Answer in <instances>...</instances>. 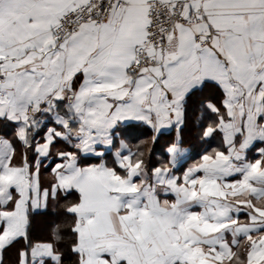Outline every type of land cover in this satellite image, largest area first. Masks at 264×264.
I'll return each mask as SVG.
<instances>
[{
    "label": "snow or ice",
    "instance_id": "snow-or-ice-1",
    "mask_svg": "<svg viewBox=\"0 0 264 264\" xmlns=\"http://www.w3.org/2000/svg\"><path fill=\"white\" fill-rule=\"evenodd\" d=\"M195 96L217 146L179 175L181 138L146 161ZM61 193L67 219L34 239ZM12 250L10 264H264V0H0V264Z\"/></svg>",
    "mask_w": 264,
    "mask_h": 264
},
{
    "label": "crops",
    "instance_id": "crops-1",
    "mask_svg": "<svg viewBox=\"0 0 264 264\" xmlns=\"http://www.w3.org/2000/svg\"><path fill=\"white\" fill-rule=\"evenodd\" d=\"M203 103V99L200 96H195L193 97L190 101H189V118L188 121L186 123V125L183 126V128L178 132L175 128V126L167 129L164 131L165 136L163 137V140H166V143H164V141L162 140L159 143V148L161 147V149L159 150L160 153L163 152L166 155H164L165 157H167V144L174 139L177 138H181L183 140L184 143V147L186 149V158L184 160H182L178 165H177V175H179L181 171H183L184 169H186L188 166H190L192 163L195 162V160L199 159V156H194L191 152L192 147H196V142L198 141V139L193 140V142L191 141V136L190 138L188 137V133L190 131H198V127H197V119L196 116L198 115V110L201 107ZM208 118V114L207 111L205 110V120ZM135 123V122H133ZM204 121H201L200 126H203ZM127 124V122H126ZM147 133H151V129L147 128V126H139L138 131L136 133L133 134V137H129L125 140V143L132 148L133 151L136 150V146L137 144H140L141 141L146 140L144 137V135H146ZM126 137L123 135H118L117 139L115 140V143L117 145V148H119L120 145V140L121 139H125ZM148 138V137H147ZM170 140V141H169ZM213 147L217 146V143H214L212 145ZM164 149V150H163ZM117 149L114 148L111 151L106 152L104 159L109 163L110 166H112V162L114 160V152ZM20 151L23 152V147L21 146ZM145 152V151H144ZM158 151H156L157 153ZM146 155V154H145ZM29 156L31 157V153H29ZM158 156V155H157ZM92 162L95 163L97 162L95 159H92ZM47 163V162H46ZM51 179V176L49 174L48 171L42 170V180L45 184H47V182ZM163 198V197H162ZM40 221H38L37 224H39ZM15 258V250H12L10 252H8L5 256V260H6V264L10 261H13Z\"/></svg>",
    "mask_w": 264,
    "mask_h": 264
},
{
    "label": "trees",
    "instance_id": "trees-1",
    "mask_svg": "<svg viewBox=\"0 0 264 264\" xmlns=\"http://www.w3.org/2000/svg\"><path fill=\"white\" fill-rule=\"evenodd\" d=\"M197 133H198V131L197 132L196 131H190L188 133V137L190 138V136H191L192 142H193V140L198 139V141L196 142V147H192V149H191L193 157L201 155L208 147H210L214 143H216V142H212L211 145H209L208 143L202 142L199 139V136ZM150 134L151 133H147L146 135H144V137H146L145 139H147L148 135H150ZM163 136H165V134ZM162 140H163V137H160L155 144L149 142L148 145L143 148V150L145 151V154H146L145 155L146 161H151L152 164H155L158 161H162L166 158L164 156L166 154L163 152L160 153V151H159L161 149V147L159 148V143ZM163 141H164V143H166V140H163ZM156 151H158V152L156 153ZM73 199H74V197H68V199L65 200L63 198V193H61V198L59 199L58 203H56L55 206L50 205V207L48 209V215L36 218L34 225H33V230H32L33 238L34 239H47L49 234H50V229H49L48 225L51 222L54 221L57 223H64L67 218L63 215V212H64L63 206L66 203L70 204ZM38 221H40L39 224H37ZM65 231H67L66 228H65ZM69 242H70V238L65 237V239L63 241H61L60 244H58V247H61L63 250L67 251V246H68ZM10 262H9V264H10ZM7 264H8V262H7ZM66 264H70V261H67Z\"/></svg>",
    "mask_w": 264,
    "mask_h": 264
}]
</instances>
